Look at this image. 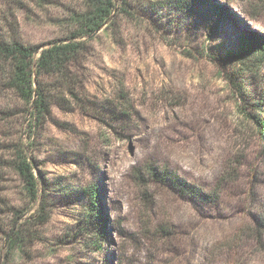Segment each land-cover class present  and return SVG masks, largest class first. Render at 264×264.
Here are the masks:
<instances>
[{"label": "rangeland", "instance_id": "1", "mask_svg": "<svg viewBox=\"0 0 264 264\" xmlns=\"http://www.w3.org/2000/svg\"><path fill=\"white\" fill-rule=\"evenodd\" d=\"M78 5L0 0V39L46 47ZM118 6L40 122L0 62V264H264V60L225 56L264 35V0H131L132 18ZM16 147L35 165L44 224L10 166ZM92 187L106 222L91 229Z\"/></svg>", "mask_w": 264, "mask_h": 264}, {"label": "trees", "instance_id": "2", "mask_svg": "<svg viewBox=\"0 0 264 264\" xmlns=\"http://www.w3.org/2000/svg\"><path fill=\"white\" fill-rule=\"evenodd\" d=\"M130 1L117 0L118 13L132 18L133 16L127 9ZM79 2V7L72 11L67 20L72 25L70 33L63 38L51 41L46 47L40 48L24 44L14 34L0 39V62L5 66L7 87L14 90L25 104L32 108L30 115L37 122H40L44 114L49 111L53 101H57L54 100L56 97L50 93L58 91L61 87H66L67 93H73L72 69L81 65L86 59L93 33L106 23H109L110 26L113 25L111 16L116 6V0H79ZM225 56H232L236 60L245 58L250 61H263L264 35H246L238 47L227 52ZM42 78L50 79L49 89L47 88L48 84L41 81ZM57 98L60 99V97ZM262 101L261 105L264 104V99ZM255 122L258 125L260 136L264 139V117L255 120ZM10 166L22 181L29 200L37 201L39 206L38 222L44 224L48 217L45 212V195L38 188L33 161L25 154L23 148L16 147ZM152 174L153 176L157 175L155 171H152ZM158 178L170 182L182 192L203 202L209 201L211 198L199 188L187 185L171 174L158 175ZM86 191L89 198L86 217L89 227L92 229L96 224H104L106 219L103 216L97 188L92 187ZM256 227L259 233L264 231V217L257 220ZM27 231L24 233V237L28 235ZM14 236L10 234L8 241L13 243ZM18 236L21 240L19 233Z\"/></svg>", "mask_w": 264, "mask_h": 264}]
</instances>
